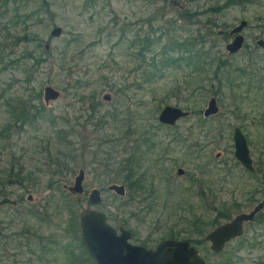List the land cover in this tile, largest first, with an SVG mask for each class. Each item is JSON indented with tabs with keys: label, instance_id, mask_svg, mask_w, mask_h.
Segmentation results:
<instances>
[{
	"label": "rangeland",
	"instance_id": "obj_1",
	"mask_svg": "<svg viewBox=\"0 0 264 264\" xmlns=\"http://www.w3.org/2000/svg\"><path fill=\"white\" fill-rule=\"evenodd\" d=\"M225 3L0 0V192L17 201L0 207V264H96L77 236L87 209L104 212L117 231L129 230L134 245L197 241L207 264H264V210L223 253L205 241L264 199V0L220 14L209 9ZM242 20L250 24L242 33L246 47L232 56L225 31ZM56 27L62 34L53 38ZM168 45H175L171 56L193 65L151 67ZM141 70L160 75L146 83ZM49 87L57 99H47ZM212 98L219 112L206 118ZM166 106L190 116L163 125ZM237 127L253 175L234 156ZM133 168L140 187L129 191L123 176ZM82 170L84 191L73 193ZM114 184L125 186V196L109 190ZM94 189L101 191L99 206L89 201ZM31 206L36 217L26 214ZM43 239L48 255L26 251L20 259L17 248ZM51 239L63 242L52 251ZM6 242L14 248L8 253L1 250Z\"/></svg>",
	"mask_w": 264,
	"mask_h": 264
},
{
	"label": "water",
	"instance_id": "obj_2",
	"mask_svg": "<svg viewBox=\"0 0 264 264\" xmlns=\"http://www.w3.org/2000/svg\"><path fill=\"white\" fill-rule=\"evenodd\" d=\"M247 21H243L236 27L232 34H239L233 42L227 46V50L231 54L240 51L244 43V37L240 35ZM62 34L61 28H54L51 35L53 38L60 37ZM259 45L264 46L263 42ZM49 48V47H47ZM47 99H57L59 93L52 89H46ZM219 107L217 100L212 98L208 108L204 111V116L209 118L217 115ZM190 116L189 111H184L181 108L166 106L160 112L159 121L163 125L175 126L181 119ZM234 147L235 158L247 171L254 173L255 167L251 157L248 141L242 130L237 127L234 130ZM185 171L178 170V175L183 176ZM85 173L82 170L76 179V184L72 189L73 193H83V182ZM110 191L123 197L126 194V188L123 185H112ZM89 201L92 205L99 206L102 203L101 191L98 189L92 190L89 195ZM17 204L16 201L10 198L0 200V207L4 205ZM264 210V199L249 213L238 214L232 221L217 226L214 230L208 233L205 241L210 243V249L214 254H221L226 248V245L234 239L240 238L244 234V226L253 222L257 215ZM80 225L82 241L89 255L96 264H206V259L200 254L199 250L187 240H165L154 249H147L144 246L134 245L130 241L132 233L120 228L119 232L113 228L107 219L104 212L87 209L80 214ZM1 234V231H0Z\"/></svg>",
	"mask_w": 264,
	"mask_h": 264
},
{
	"label": "trees",
	"instance_id": "obj_3",
	"mask_svg": "<svg viewBox=\"0 0 264 264\" xmlns=\"http://www.w3.org/2000/svg\"><path fill=\"white\" fill-rule=\"evenodd\" d=\"M148 44V46L149 47H147L148 49L151 47L150 45L152 44V42H148L147 43ZM174 46L175 45H168L165 49H164V53L163 54H161L160 55V58H159V56H156L155 57V59L153 60V62H152V64H153V66H151V67H154V68H156V70H159V69H161L162 68V71L164 72V70H166V69H169V68H171V67H176V66H179L181 63H189L190 62V64H192L191 63V61L192 60H190L189 58V60L188 59H186V58H184V57H173V56H171L170 55V52H168V48L169 49H173L174 48ZM178 46H180V45H178ZM181 47V46H180ZM64 57V55L63 56H61V60H64V59H62ZM159 58V59H158ZM193 65V64H192ZM244 74H247V73H243V75ZM160 74H158V72H153V71H151V70H144V71H142L141 70V78L143 79V81H145L146 83H148L149 81H152L153 79H155L157 76H159ZM24 104L25 103H22L21 105L22 106H24ZM26 105V104H25ZM24 111H25V109H23ZM24 111H22V112H24ZM40 112H39V110H37L36 111V113L34 114V116L32 117V119H34V118H38L39 116H40ZM14 116H15V114H13ZM29 121H31V120H29ZM28 120H25V122L27 123V122H29ZM2 132H5V130H2L1 132H0V134L2 133ZM107 166H113V165H109V163H108V165ZM114 172H115V168H114ZM130 172V174L128 175V172L127 173H124V174H127V175H124L123 177H124V180H123V184H125L126 186H127V189H129V191H131V186L133 185V186H139L138 185V183L135 181V176L136 175H134V168H133V170L132 171H129ZM20 173H22L21 172V170H20ZM19 173V174H20ZM23 175H25L26 176V172L25 173H23ZM250 175H253V174H250ZM112 183H115V179L111 182V184ZM21 185H23V184H21ZM140 187V186H139ZM6 191H3V193H2V191L0 192V196H1V198H5V197H8V194H10V193H5ZM28 212H30V214L31 215H33V216H37L38 214H37V212L38 211H36V210H33L32 209V206H31V208H28L27 209V212H26V214L28 213ZM223 218H226L225 220H228V218H230V217H227V216H225V215H221ZM219 222V221H218ZM219 224V223H218ZM26 233L27 234H31V231L29 230V231H26ZM36 237H37V235H35ZM77 236H78V238H79V240L81 241L82 239H81V237H80V235H79V232L77 233ZM46 240L47 239H43V240H40L38 243H37V241L36 242H34L33 240H30L29 241V243H27V244H24L23 246H21L20 248H17L16 250H20V254H21V260H22V257L23 256H27V252H29V254L32 256V257H34V255H35V258L36 259H39V258H42L43 256H46V255H48V253L50 252V248H49V246H50V244L48 243V246H47V244H46ZM189 240V239H188ZM63 241H59L58 239L57 240H53V239H51L50 240V243H52L51 244V246H52V251H54L53 250V248H55V246H59V245H57V243H62ZM190 242V241H189ZM81 243H82V241H81ZM191 244L192 245H194V246H196V247H198L199 245H198V243H197V241H194V242H191ZM33 245H35V246H33ZM82 245H83V247L85 248V246H84V244L82 243ZM25 248H26V250H25ZM31 248H34V250H31ZM199 248V247H198ZM14 248H11L10 247V245L6 242V243H3L2 245H1V250L2 251H5V252H10V251H12ZM58 249H61V248H57V249H55V250H58ZM86 249V248H85ZM27 251V252H26ZM88 255H87V259H88V261L89 260H91V261H93L94 262V260L91 258V256L89 255V253H88V251L86 250L85 251ZM45 253V254H44ZM66 253H67V250H66ZM68 257H71V253L70 254H68ZM23 261V260H22ZM32 262V261H31ZM24 263V262H23Z\"/></svg>",
	"mask_w": 264,
	"mask_h": 264
},
{
	"label": "flooded vegetation",
	"instance_id": "obj_4",
	"mask_svg": "<svg viewBox=\"0 0 264 264\" xmlns=\"http://www.w3.org/2000/svg\"><path fill=\"white\" fill-rule=\"evenodd\" d=\"M194 1L196 2V1H198V0H194ZM245 1H246V0H226V3H225L224 6L218 4V7H215L216 4H213V6L211 5V6L209 7V9H210L211 12H213V14H220L224 9L228 8L229 6H238L239 4H241V3L245 2ZM250 1L256 3L258 0H250ZM197 3H198V2H197ZM221 6H223V7H221ZM199 14H201V13H200V12H199V13H194L193 18L197 20V18H200V15H199ZM243 21H246V20H242V21H240L238 24L231 26V27L229 28L228 32H227V30L225 31V35H226L225 39L228 40V42H227V44H226V50H227V46H228L231 42H233L234 39L239 35V34H232L233 30H234L236 27H238ZM247 23H248L247 27H245V28L243 29V31L240 33V35H242V33H243L244 31H246V30L249 28L250 24H249L248 21H247ZM205 25H206V27L208 28L209 32H211L212 29L216 26L215 23L212 22V21H210V20L207 21ZM223 28H224V29H227V28H228V25H225V24H224V25H223ZM243 37H244V36H243ZM245 47H246V42H245V38H244V43H243L242 48L244 49ZM242 48L240 49L239 52H237V53H235V54H231L228 50H227V52H228L230 55L235 56V55H237L238 53H240V52L243 50ZM255 171H256V170H255ZM250 173H251V172H250ZM251 174H255V172H254V173H251ZM248 224H249V223H248ZM0 226H1V225H0ZM244 232H245V226H244ZM1 235H2V231H1ZM243 235H244V234H243ZM242 237H243V236H242ZM242 237H240V238H242ZM240 238H237V239H240ZM237 239H234V240H237ZM234 240H232V241H234ZM232 241H231V242H232ZM231 242H229V243H231ZM229 243H228V244H229ZM226 246H227V245H226Z\"/></svg>",
	"mask_w": 264,
	"mask_h": 264
}]
</instances>
